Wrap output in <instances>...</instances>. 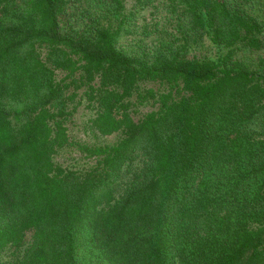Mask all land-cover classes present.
<instances>
[{"label":"trees","instance_id":"1","mask_svg":"<svg viewBox=\"0 0 264 264\" xmlns=\"http://www.w3.org/2000/svg\"><path fill=\"white\" fill-rule=\"evenodd\" d=\"M75 1L0 0V254L29 233L16 264H264V74L235 58L262 49L264 3L162 0L177 12L163 32L227 49L201 60L125 53L123 21L70 28ZM75 84L97 103L91 128L119 135L79 143L80 171L53 162ZM134 95L156 108L133 119Z\"/></svg>","mask_w":264,"mask_h":264},{"label":"rangeland","instance_id":"2","mask_svg":"<svg viewBox=\"0 0 264 264\" xmlns=\"http://www.w3.org/2000/svg\"><path fill=\"white\" fill-rule=\"evenodd\" d=\"M92 0H76L74 9H71V15L66 20L68 27L76 29L82 27L90 20L106 22L109 18L113 22L124 23V36L118 42V49L125 53L140 55L142 52L150 54L151 50L159 45H164L178 52L184 58H197L201 60H215L227 52L224 47L217 46L209 41L204 34L192 35L187 43L177 32L175 36H169L172 29L176 27L177 12L168 14L163 10L165 5L162 0H123V10L116 12L106 3L97 6H91ZM264 3V0H259ZM256 7L260 4L257 2ZM261 17H264L260 12ZM87 18L83 21L82 16ZM172 15V16H171ZM65 22V23H66ZM167 29V32H163ZM235 58L242 61L250 70L259 74H264V38L263 47L258 51H250L244 47L236 51ZM63 74L58 75L61 79ZM141 90L152 89L154 92L162 91L163 86L157 83H144L140 85ZM89 90L82 84L71 86L66 92L65 108V126L69 144L58 149L53 157V162L64 169L80 171L91 165L90 159L86 154L78 149L79 143L88 145L94 144H112L119 138L118 134L110 136L99 135L90 126L89 119L95 117L97 103L89 96ZM19 106L8 107L10 115L19 109ZM156 105L153 100L139 101L136 95L131 98V106L128 112L133 119L138 120L144 114L154 110ZM12 118V122H13ZM31 240V234H27L25 244L19 248L11 247L0 254V264H16L28 247Z\"/></svg>","mask_w":264,"mask_h":264}]
</instances>
